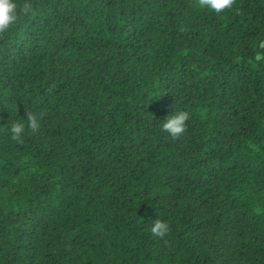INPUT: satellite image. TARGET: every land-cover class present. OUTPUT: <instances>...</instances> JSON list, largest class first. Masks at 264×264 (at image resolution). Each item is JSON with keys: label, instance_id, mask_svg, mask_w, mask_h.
<instances>
[{"label": "trees", "instance_id": "1", "mask_svg": "<svg viewBox=\"0 0 264 264\" xmlns=\"http://www.w3.org/2000/svg\"><path fill=\"white\" fill-rule=\"evenodd\" d=\"M16 2L0 264H264V0ZM173 109L176 138L159 126ZM27 110L40 127L17 143Z\"/></svg>", "mask_w": 264, "mask_h": 264}, {"label": "clouds", "instance_id": "2", "mask_svg": "<svg viewBox=\"0 0 264 264\" xmlns=\"http://www.w3.org/2000/svg\"><path fill=\"white\" fill-rule=\"evenodd\" d=\"M233 0H198V6L206 8L214 13H221L225 9L231 8ZM29 4L25 3L18 6L16 0H0V34L8 33L15 25L18 19V12H28ZM41 115L38 112L27 110L25 115L12 119L7 131L10 139L21 143L27 131L37 132L40 127ZM189 119L187 111L182 109H173L162 120H159V126L162 131L169 136L176 138L186 129V121ZM169 225L162 219L154 218L149 231L155 236H164L168 231Z\"/></svg>", "mask_w": 264, "mask_h": 264}]
</instances>
